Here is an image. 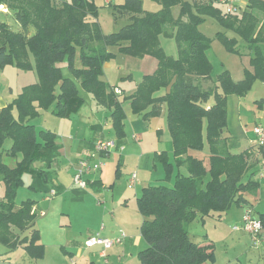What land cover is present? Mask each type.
Returning <instances> with one entry per match:
<instances>
[{"label": "trees", "instance_id": "obj_1", "mask_svg": "<svg viewBox=\"0 0 264 264\" xmlns=\"http://www.w3.org/2000/svg\"><path fill=\"white\" fill-rule=\"evenodd\" d=\"M161 6L155 13L142 9L140 0H124L112 8L126 19L117 32L104 34L95 21L96 0H0L17 24L14 30L0 21V70L14 65L21 71H34L37 81L0 110V244L9 251L23 247L32 259L42 258L44 247L34 227L36 216L32 199L19 204L15 198L25 172H39L33 164L40 158L50 161L55 154L56 134L36 132L30 121L52 107V114L65 118L84 103L74 80L96 102L112 110V126L122 136L123 110L113 89L103 80V65L121 54L158 62L156 71L143 77L130 97L133 113L157 116L166 107L167 127L173 143L177 172L171 186L159 184L142 189L137 209L143 217L140 232L147 247L138 253L140 264H215L211 243L195 242L188 225L199 218L222 219L232 205L248 204L245 194L256 191L255 162L248 151L232 153L233 140L227 132V99L242 98L254 81L264 84V0H247L240 13L226 14L218 0H154ZM179 7L177 18L172 9ZM214 18L233 38L218 32L216 39L234 55H247L250 69L234 81L228 70L212 78L213 66L207 51L212 40L198 25ZM160 37L174 38L178 56H167ZM71 77H64L61 64ZM162 96H155L159 91ZM14 111L16 116H14ZM9 148H4L6 141ZM205 144L207 165L196 156ZM192 153L194 155H192ZM264 157V150L261 149ZM164 165L167 182L173 165L166 153L155 156ZM14 163L11 166V163ZM56 194V192H55ZM258 219L264 228V211ZM28 232L29 235L24 234ZM94 264V263H89Z\"/></svg>", "mask_w": 264, "mask_h": 264}, {"label": "rangeland", "instance_id": "obj_2", "mask_svg": "<svg viewBox=\"0 0 264 264\" xmlns=\"http://www.w3.org/2000/svg\"><path fill=\"white\" fill-rule=\"evenodd\" d=\"M59 1L69 2L70 0H55L54 3L57 4ZM123 1L124 0H96L98 12L95 21L104 34L117 32L126 24V19L123 20L117 17L112 11L114 6L121 4ZM140 1L144 12L155 13L161 10L160 4L154 0ZM190 1L194 2L199 0ZM202 1L205 2L207 0ZM218 5L221 11H224L225 6L221 4ZM177 12L178 8L174 7L172 9L173 17L177 15ZM0 21L6 22L14 30L18 27L10 14L1 11ZM198 29L202 34L212 40V47L207 51V56H209L208 59L212 62L213 79L222 71L227 70L226 66L231 63L239 65L237 62L238 60H234L236 58L232 56V54L225 52L220 41L215 38L218 32H225L227 37L233 38L234 34L231 31H224L219 22L211 17H206L204 21L200 22ZM160 46L167 56L174 59L177 58L178 49L174 38L160 37ZM109 50L114 53L115 57L105 63L106 67L104 73L106 78L111 84L125 89L126 87L118 83L120 82L118 69H121L120 73L123 75L132 74L134 78H140L142 76L144 60L123 55L119 52L118 47L115 46L110 47ZM60 66L63 68L62 74L65 77L70 76V72L66 65L63 63ZM0 74V82L4 84L10 83L14 88V92H17L16 89H19L23 84L32 82V80H34L32 75H34V77L36 76L34 71H21L14 65L5 66L0 71ZM79 89L81 94H85L82 92L83 90L81 87H79ZM229 97V100L227 99V132L232 136L240 137V132L245 130L240 119L241 116H247L248 118V121H246L247 118L243 119L244 122H247L246 129L251 128L254 121L264 127V84L262 82L254 81L249 92L242 98L233 95ZM237 103H239L241 108L239 114L235 108ZM49 113V111H42L41 116L33 119L37 130L50 128V130L54 131L55 129L56 131L54 132L60 134L63 128L67 132L68 120H63ZM92 118L93 116H91V119ZM10 145L11 141L8 140L5 142L4 148L7 149ZM130 145L135 146V144ZM132 149V152H137L134 150V147H132ZM76 152L77 150L74 151V153ZM203 152H208L207 144H205ZM91 155L92 152H89L87 155L83 156L82 159L86 157L90 158ZM117 156H119V154L113 150L107 156L100 159L102 163L101 169L98 171L92 170L93 172L91 171V173L85 176L87 186L84 191H77V188H75L76 186L73 188L74 184L71 167L76 162V159L79 158L77 155H72L71 158L67 156L60 158L58 169L52 171L49 183L46 184L47 190H50L46 193L38 191L33 192L30 188V184L35 182L36 179L31 172H25L23 175L24 184L18 189L15 201L17 204L26 199L37 201L38 212L34 219V227L40 231V241L44 244V255L39 259H32L29 258L23 247H18L9 251L0 244V264H84V261L79 259L77 253L78 249L83 250L84 240L87 238L86 232L89 226L95 223L97 219L101 220L103 211H106V218L102 219L104 221L109 220V217L112 216V210H116L117 207L122 209L116 212L119 222L131 227L133 226L138 235L135 239L134 247L128 249L132 251L133 257L129 258L128 254L122 255L120 253L119 256L122 259L118 261V263L123 264L124 259L128 258L126 264H140L138 253L140 250L145 249L147 244L139 230L141 223H137L138 225L136 227V222L134 221L135 215H137V222H140L142 217L136 206V197L134 194V187L136 185L132 187L133 189L128 190L127 188V177L133 172L139 175L137 169L139 158L126 159L124 157L121 161L122 166L120 168L122 175L119 179H115ZM152 157L153 154L149 157H145L147 166L144 164L141 169L142 174L148 175L151 180L159 178L160 174L163 175L162 166L160 164H155L156 166L154 167ZM91 162H93V160ZM260 162L262 161L260 160L259 163ZM43 164L45 163L35 162L33 164L34 169L40 168ZM261 173L264 176V169L254 176L255 180L259 181L257 190L247 193L248 200L254 206V215L262 212L264 209V177L260 178ZM174 176L175 175H173L171 181L174 180ZM95 178L102 180V183L96 187L97 189L89 186L90 182ZM157 183L158 181L153 184ZM111 184H113L112 187H110ZM59 185H62V192L53 196L49 201L45 200L46 197H49L51 192H56V187ZM137 191L139 194L141 189L137 188ZM2 196L3 185L0 183V199ZM245 208H237V205H232L229 210L222 215V219L220 220L206 218L204 222H200L199 218H197L188 225V232L192 240L195 242L211 243L215 253V264H259L257 260H260V264L264 262L259 256L264 247V244H262L263 241L257 245H253L249 234L245 233L242 229L233 230V227L236 225L240 227V221L244 215ZM40 211L44 213L43 216L40 215ZM25 234L29 235L28 232ZM137 239L139 241L138 243L136 241ZM75 247L76 249H74ZM96 249L97 248L93 249L92 252ZM72 252H74V255L71 254ZM116 256L117 254L114 256V261ZM102 262V260H98L97 264H102Z\"/></svg>", "mask_w": 264, "mask_h": 264}, {"label": "crops", "instance_id": "obj_3", "mask_svg": "<svg viewBox=\"0 0 264 264\" xmlns=\"http://www.w3.org/2000/svg\"><path fill=\"white\" fill-rule=\"evenodd\" d=\"M177 8H178V12H177L176 16H178V14H179V7H177ZM223 12L225 13V11H223ZM176 16H174V17L177 18ZM211 47H212V45H211ZM225 52H227V51L225 50ZM232 56H234L236 58L234 60H236V61L238 60L237 62L239 63V65H237L235 63H231L230 65L226 66V68L230 72L231 77L234 81H240L241 79H243L244 70L250 69L249 58L245 54L240 55V56L232 54ZM140 59L144 60L142 76L140 78H134V76L132 74L123 75L120 73L121 69H118L119 70L118 74H119V79H120V82H118V83L120 85H122L123 87H126L125 89L120 88L119 86H115L114 84H111V82L109 80H107L106 75L104 73V69L106 67V64L103 65V80L109 85L110 88L113 89V92L116 95V99H117L118 103L120 104V106L123 110V113H124V118L122 121V132H123L122 136H118V134L116 133V131L114 130V128L112 126V121L110 118L112 110L105 107V106L98 104L96 102V100L93 98V96L89 92L85 91L84 89H82L83 90L82 92L85 94H81L80 89H79L80 85H79V82L77 80H74V81L76 82V85H77V88L79 91V95L83 98L84 103L81 104L78 108L71 111L67 117L61 118L63 120H68L67 132L63 128L61 130L62 133H60V134H57L56 132H54V131H56L55 129L53 131V130H50V128H44V130L41 129L38 131L33 120L30 121V124H32L35 127L37 133L40 131H50V132L55 133L56 134L55 144L57 147L55 154L52 155L49 162H48V160H43L42 158H40L36 162H38V163L41 162V163H45V164H43V166H41L40 168H37V169H34V166H33V169L38 171L39 175L41 176V177L37 178L35 173L32 174L33 177L36 179L35 182H32L30 184V188L33 190V192L38 191V192H45L46 193V192L50 191V190H47L46 184L49 183L52 171L58 169V166L60 164L59 161H60V158H62V157L67 156L68 158H71L72 155H77L79 157L76 159V162L71 167L72 176H73L78 160L82 159V157L87 155L89 152H92L95 141L97 139H101V138L113 139L115 141L117 147H123V150L121 152L117 149L114 150V152L119 154V156H117L118 160H117V164L115 167V175H114L115 179H119L120 176L122 175L120 168L122 166L121 161L123 160L124 157L126 159H133L135 157L139 158L138 165H137L139 175L137 174V177H138L137 183H136V186L134 187V189H135L134 194L136 197V206H137V198L141 194V192L139 194L137 193L138 192L137 188L141 189V191H142L143 188L148 187V186H153V185L166 184L167 186H171L173 181H174V180L171 181L173 175L176 176L177 172H180L182 174H186V170L184 168L178 169L174 163V157H173L174 148H173L172 139H171L170 133L168 131V127H167L165 105L164 104L161 105L160 113L157 116H151V117H145L144 116L145 112L149 111V108L140 114H135L131 110L130 97L136 91L137 86L141 83L143 77L152 75L156 71L157 66H158L157 60L152 58L151 56L146 55L144 57H141ZM211 64H212V62H211ZM0 76H1V74H0ZM32 76H33L34 80H32V82H30L28 84H23L22 86H20L21 88L19 87V89L17 88L16 89L17 92H14V90H13L14 88L10 83L4 84V83L0 82V110L3 107H5L7 104L11 103L15 99L20 94L23 87L28 86L30 84H33L37 81V77L36 76L34 77V75H32ZM67 77H71V74H70V76H67ZM114 90H117L118 93H115ZM163 94H164V91L162 90V91L157 92L155 94V96H162ZM229 98H228V100H229ZM228 100H227V115H228ZM235 108L239 114V112L241 111L239 103H237ZM47 111L50 112L49 113L50 115H53L52 114V107L50 109L46 110V112ZM41 114H42V111L40 112L39 116H41ZM14 116H16L15 111H14ZM91 116H93L92 119H91ZM153 117H155V118H153ZM58 118H60V117H58ZM246 118H247V116H245V117L241 116L240 117L241 122H242L245 130L240 132L239 138L236 136H232L229 132H226L225 136H227L233 140V143H232L233 148L231 150L232 153H241L243 151H248L251 154V161L255 162L253 169L255 170V172L257 174L258 172L260 173V171H262L264 169V157L260 153L261 149H258L255 145V135L253 133V127L259 123L254 121V123L252 124V127L249 129H246L247 122H244V120H243ZM246 121H248V118ZM130 144H135V146H132ZM132 147H134V150H136L137 152H132L133 151ZM76 150H77V152L74 153V151H76ZM203 151H204V149H203ZM234 151H236V152H234ZM161 153H166L168 156L169 162H171L173 165L172 174L170 175V178L168 179L167 182L163 181L165 178L164 165L159 161V159L155 158L156 155L161 154ZM152 154H153L152 160H153L154 167L156 166L155 164H160L162 166V169H163V175L160 174L159 178H155L153 180H151V178H149L148 175H143L141 172L143 165L146 164V166H147V161L145 160V157H149ZM144 155H145V157H144ZM192 155H194V154L192 153ZM208 155H209V151L207 153H204V152L196 153V156L204 159L205 165H207ZM260 160L262 162L259 163ZM13 165H14V163L12 162L11 166H13ZM183 170H185V171H183ZM130 175H129V177H130ZM175 176H174V178H175ZM129 177H127V188H128V190L133 189L132 187L129 186V182H128ZM22 179H23V177H22ZM254 180H255V178H254ZM157 181H158L157 184H153V183H156ZM101 183H102L101 179L95 178L93 181L90 182L89 186L96 188ZM168 183H171V184H168ZM23 184H24V180H23ZM112 186H113V184L110 185V187H112ZM74 187L75 186L73 185V188ZM75 188H77V187H75ZM3 189H4V187H3ZM78 190L84 191V189L77 188V191ZM77 191H75V192H77ZM61 192H62V185H59L56 187V195L60 194ZM245 197L248 200V194L247 193L245 194ZM45 200L49 201V200H51V198L48 199L46 197ZM33 201H35V200H33ZM35 202H36V204L33 206L32 209H33V211H35L36 216H37L38 206H37V201H35ZM241 207H244V208L246 207L245 209L250 208V209H252V213L253 214L255 213L254 212V206L250 201L248 204L246 203V204L237 205V208H241ZM119 210H122V209H119L117 207L116 210H112V212H111L112 216L109 217L110 219L106 220V221L103 220L106 218V211H103V216H102L103 219L102 218H101V220L97 219L95 223H93L91 226H89V229L86 232L87 238H86V240H84V242H86L87 239L89 237H91L92 235H94L95 233H99L102 237L114 238L117 236L119 230H122L126 234V238H125L124 242L122 243V245H115L112 248H110L108 251L105 252V255H103V253H102L101 246L97 245V246H94L91 248H86L85 243H84L83 250L78 249V253H77V255L79 256V259L84 261V264H89V263L97 264L98 260H102L103 261L102 264H120V263H118V261H120L122 259L119 256L120 253L122 255L128 254L129 258L133 257L132 251L131 250L129 251L128 249L134 247L135 239L137 238L138 235L135 232V228L133 226L131 227V226H128L127 224L119 222L118 217L116 216V212ZM263 211H264V209H263ZM43 214L44 213L42 211H40V215L43 216ZM255 216L259 217V213L256 214ZM134 221L136 222V227L138 225L137 223H141L139 226V230H140V227H141L142 222H143V217H141L140 222H137L138 221L137 215H135ZM102 226H103V229H101ZM263 231H264V228H263ZM25 233H27V232H24V234ZM243 234H245V233H243ZM40 238H41V236H40V231H39V243L42 244L44 247V244L41 243ZM136 241H137V243L139 242L138 239ZM251 242H252V240H251ZM206 243H210V242H206ZM262 244H264V241L262 242ZM95 248H97V249L94 250V252H92V250ZM74 249H76V247ZM143 250L144 249L140 250L139 252H141ZM84 253H85V255H84ZM71 254L74 255V252H72ZM115 254H117V256H116L115 261H114ZM259 256H260V259L264 260V247L262 248V253ZM263 260H261V261H263ZM127 261H128V258H125L123 264H126ZM257 262H259V264H260V260H257ZM99 264H101V263H99ZM204 264H208V263H204ZM255 264H257V263H255ZM262 264H264V262H262Z\"/></svg>", "mask_w": 264, "mask_h": 264}, {"label": "built area", "instance_id": "obj_4", "mask_svg": "<svg viewBox=\"0 0 264 264\" xmlns=\"http://www.w3.org/2000/svg\"><path fill=\"white\" fill-rule=\"evenodd\" d=\"M247 0H218L217 4H221L225 6V13L236 15L240 13V9L242 6H245ZM0 11L3 13H7V9L5 6H0ZM115 93H118L117 90H114ZM253 133L255 135V145L258 149L264 150V127L260 124H256L253 127ZM119 150L120 152L123 150V147H117L115 141L113 139H98L95 141L93 146L92 155L90 158L86 157L84 159H80L77 162L74 174H73V184L79 189H85L87 183L85 181V176L88 175L92 170H100L102 163L100 159L104 156H107L113 150ZM93 160V162H91ZM263 174H260V178H263ZM129 186L133 187L137 183V174L136 172L131 173L129 177ZM55 192H51L48 199L55 196ZM103 229V226L101 227ZM242 229L245 233L249 234L252 240V244L257 245L258 243L264 241V232L263 227L258 219L253 213L252 209H245L244 215L240 221V227L237 225L233 227V230ZM126 238V234L119 230L118 234L114 238H106L102 237L99 233H95L91 237L87 239L85 242L86 248H91L94 246H101L102 253L105 255V252L108 251L115 245H122Z\"/></svg>", "mask_w": 264, "mask_h": 264}]
</instances>
